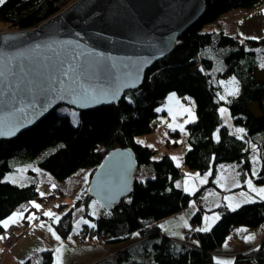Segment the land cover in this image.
Listing matches in <instances>:
<instances>
[{"label": "trees", "instance_id": "16d2710c", "mask_svg": "<svg viewBox=\"0 0 264 264\" xmlns=\"http://www.w3.org/2000/svg\"><path fill=\"white\" fill-rule=\"evenodd\" d=\"M75 1L4 0L0 4V21L7 24L9 31L33 29ZM204 3L202 16L179 36L175 49L156 61L145 72L141 86L125 92L117 104L77 111L76 124L53 110L19 136L0 140V234L5 217L25 202L40 203L44 198L34 184L17 186L2 180L3 174L10 170V159L36 158L38 167L57 181L78 169H90L91 178L104 158L118 147L131 151L135 167L148 165L154 175L144 181L133 177L129 193L111 208L103 207L95 216L87 211L88 223L80 225L74 233L79 241L96 237L104 244L117 243L137 232L138 244L147 246L144 258L147 254L150 258L143 260L137 253L140 260L126 264H217L214 252L234 228H256L264 223V199H259L235 210L217 207L216 222L206 231L194 230L190 236L196 239L198 248L175 242L163 235L159 226L160 220L185 209L201 188L213 184L212 176L220 164L239 163L242 182L252 175L255 184H264V37L242 39L222 30L201 32L204 25L216 22L224 13L232 9L250 11L262 6L264 0H204ZM205 49L216 52L224 65L222 71L212 72V59L200 54ZM227 77L235 79L237 92L227 100L219 99L220 80ZM169 92L188 96L194 105L195 118L185 126L187 148L183 164L199 173H211L193 195L177 186L180 167L169 155L155 158L156 150L135 140L136 136L154 130L156 107ZM221 107L226 109L231 124L244 130L241 138L224 124ZM252 154L259 159L255 175ZM92 199L87 192L75 205L84 204L87 209ZM202 212L198 209L190 218L196 229ZM53 226L61 238H67L71 234V211L62 214ZM117 255L121 264L130 256L129 249L119 250ZM41 256V264L52 263L51 250H43ZM21 264L31 262L25 260ZM231 264H264V241L235 254Z\"/></svg>", "mask_w": 264, "mask_h": 264}, {"label": "water", "instance_id": "95a60500", "mask_svg": "<svg viewBox=\"0 0 264 264\" xmlns=\"http://www.w3.org/2000/svg\"><path fill=\"white\" fill-rule=\"evenodd\" d=\"M204 10V0H76L33 29L0 32V140L60 105L87 111L117 104ZM82 89L95 95L84 98ZM134 172L131 151L115 148L88 193L111 208L129 193Z\"/></svg>", "mask_w": 264, "mask_h": 264}, {"label": "rangeland", "instance_id": "374dc122", "mask_svg": "<svg viewBox=\"0 0 264 264\" xmlns=\"http://www.w3.org/2000/svg\"><path fill=\"white\" fill-rule=\"evenodd\" d=\"M261 7H264V3ZM244 11H247L245 9H232L226 13H224V17H233V15H236L237 13H244ZM249 12V11H247ZM225 19V18H224ZM216 27L213 23L204 25L201 32H209L211 30H215ZM8 31V26L6 23L0 21V32ZM264 49V47H263ZM203 56L208 57L212 59V72H219L222 71L224 68L223 62L220 58H217L216 52L210 49L202 50L201 53ZM260 60V59H259ZM261 61V60H260ZM197 68H199V65H197ZM257 70H260L257 68ZM234 79V78H233ZM227 86L218 93V98L221 99V96L225 97L223 100H227V98L230 96L229 93H232L233 87L231 78L226 80ZM169 97H173L172 99H169ZM223 108V107H221ZM220 108V109H221ZM219 109V112H220ZM256 106L252 108V110H255ZM56 112L58 114L66 115L70 122L73 124H76L78 122L79 116L77 110L70 108L66 105H60L56 109ZM157 117L156 122L157 126L155 127L154 131L148 134L144 135H138L135 137L136 142L146 145L148 144V135L153 134L155 131H163L165 133V142L169 145V149H175L176 143L179 144V146L182 145L181 138L179 137V134L177 136L172 135L175 131V129H171V133H169L165 128H171L175 123L178 122V119L183 117L186 119V121H190L191 117L194 116V105L192 103L191 98L188 96H180L176 92H169L165 98L163 99L162 103H160L156 107ZM221 114V112H220ZM223 118V122L225 125H227L231 131L232 134L236 135L237 137L241 138L242 133H237V129H242L241 127H237L232 125L227 116V112H225L223 115L221 114ZM143 142V143H141ZM168 142V143H167ZM176 142V143H175ZM185 150L187 148V144H184ZM157 151L155 158H159L161 156V149H154ZM252 161V171L255 172L256 168L259 166V159L257 156L252 155L251 156ZM37 159H33L30 161H21L19 158H12L8 161V164L10 166V170L6 171L3 176L2 180L12 183L17 186H27L30 184H34L37 188V190L46 195L44 193V189L46 187H49L51 191L52 188H56L58 192H56L53 196L49 197L48 200L51 202V205L49 207H44V200H41L39 203L38 201H31V202H25L21 204L19 208L25 207V205H39V208L44 207V215L40 217V221L46 225V227H42L41 233L38 235V241L37 239L34 240V236H32L31 242L27 243L26 245H22V248L24 247V250H26V254L29 256V261L31 264H41L42 262V256L41 251L38 250V248L44 243L46 244L45 247L48 250H51L52 252V262L56 263V253L55 249L61 248V254H60V260L61 264H85L86 260L91 256L92 253H89L88 251H84V248L86 247V243H94L98 241V238L94 237L90 240L79 241L76 237H74V233L77 228H79L80 225L84 224V221H88L87 216L85 213L87 212L86 206L84 204H77L75 205V202L78 199H81L84 197V195L88 192V182L90 179V169H78L75 173L68 176L64 180L57 181L53 179V177L47 173L45 170L41 169L37 165ZM178 165L182 168V171L186 176L180 177L176 184L177 186L181 187L185 192H188L190 195H193L195 191H197L201 186L198 187L197 180H202L204 178L205 184L209 177H210V171L205 173H199L195 170L188 169L182 161L177 162ZM240 165L239 163H224L217 166V170L215 174L212 176V185L209 189V186L203 187L200 190V193L196 196L191 198L189 204L185 207L184 211H190L191 208L194 205L196 208L203 209L204 212H202L203 215L211 218V217H219V212L216 209L220 206H226L228 209H230L227 205L231 202L232 204H238L239 206L242 204L250 203L255 200L261 199L259 195H257L256 192H252L249 189L248 180H251L252 186L254 188L260 187L264 188V184L257 185L255 184L253 180L252 175H247L246 180L244 182L240 180H235L233 182L237 183L239 181L243 183L245 186H241L239 188L233 189V190H227L229 183L232 181L231 178H229L230 174H234L236 171V168H238ZM256 173V172H255ZM154 175L153 170L148 165H138L135 167L134 172V179L137 181H144L147 178H151ZM220 179L219 187H223L222 190H214L213 186L215 181ZM209 189V190H204ZM259 189V188H257ZM209 194L217 195L216 198H208L207 196ZM199 196V197H198ZM246 197L248 198V201L245 202ZM228 198V199H226ZM94 206L98 210H102L103 206L102 204L96 200L93 199ZM62 205V206H60ZM238 206V207H239ZM216 210H213L214 208ZM237 208V207H236ZM235 208V209H236ZM68 210L71 211V234L67 238H61V236L56 232L54 229L53 223L56 222V217H60L62 214L67 212ZM209 210V211H207ZM231 210V209H230ZM196 210H194L195 212ZM51 212L53 213L52 217H49L45 215V213ZM92 213H95L94 209H91ZM97 212V210H96ZM194 212H191V216L194 214ZM36 214V212H34ZM183 213V212H180ZM40 214V213H39ZM209 215V216H208ZM35 216L34 214H30V223L28 224L30 235L34 233L35 231L32 230V225L35 224ZM179 218V214L171 215L167 218H164L160 220L159 226L161 228L162 234H175L177 238H181L184 241H191L195 239L194 237L186 238L181 233L178 234V228L184 229V228H190L192 223L188 222L187 227H184L183 225L176 226L175 223L178 221L177 218ZM217 220V219H216ZM212 219H209L208 221L203 220V222L206 225H213L215 222ZM163 226V227H162ZM49 228L52 229V231H49ZM239 228H242L244 230H248L250 232L245 233V237L243 239V243L250 244L253 243L257 237H259L264 232V223L256 228H250L247 226H239ZM48 229V230H47ZM180 229V231H181ZM28 230V231H29ZM52 232H55L57 236L60 237L59 240L55 238V236L52 235ZM26 233V234H25ZM23 233V229L21 231V234L17 236V239H19L21 236L25 235L24 237H27L26 235L29 234V232ZM23 234V235H22ZM21 235V236H20ZM233 231L230 232V234L227 237H233ZM167 236V235H165ZM30 240L31 236H28ZM169 237V236H167ZM249 237H252V239H249ZM171 238V237H169ZM16 239V240H17ZM139 235L137 232L130 233L129 237L121 242L117 243H107L108 247H113L115 250H121L122 247L129 249V257L123 259L120 263L126 264L130 260H140L137 257V253H140L143 257V260H149L150 255L147 254L144 258V254L146 252L144 250L147 249L146 244H138L139 241ZM172 239V238H171ZM233 239V238H232ZM41 240V241H39ZM237 241V240H236ZM238 242V241H237ZM39 243V244H38ZM218 249V248H217ZM26 260V259H25ZM215 261L218 262H229L231 264L232 257H216Z\"/></svg>", "mask_w": 264, "mask_h": 264}, {"label": "crops", "instance_id": "0c3cea01", "mask_svg": "<svg viewBox=\"0 0 264 264\" xmlns=\"http://www.w3.org/2000/svg\"><path fill=\"white\" fill-rule=\"evenodd\" d=\"M223 15H221L217 19V21L213 23L216 27L215 31L222 30L227 35H236L242 39H244V38L259 39L261 37H264V7L260 6V7H257V8L250 10L249 12L244 11V13H237L236 15H233V17H224ZM230 78H231L232 87H233L232 93L235 94L237 92V82L232 77H227V78L220 80L221 90L227 86L226 80H228ZM233 81H234V83H233ZM230 96H232V95H230ZM194 118H195V114H194V116L191 117V120L187 122L185 118L181 117L178 119V122L175 123L171 128H165L169 133H171V129H175L174 132H177V134H179V137L181 138V142H182L181 146H179V144H177L175 142L177 145L176 148L175 149H169V145L164 143L165 142V133L162 130L161 131L160 130L155 131L153 134L148 135L147 146L152 148V149H161V155L167 154L171 158H173V157L179 158L178 160L173 159L176 163L178 161H182V157H183L184 152H185L184 144L186 143V137H187V134L185 131V126L189 122H192L194 120ZM141 143H143V142H141ZM252 155H254V154H252ZM177 165H178V163H177ZM258 168H259V166L256 168L255 172L258 171ZM184 176H186V175L184 174ZM229 178H231L232 181L229 183V185H231V186H228L227 190H233V189L239 188L243 185V183L242 182L239 183V181L237 183L233 182L234 179L241 181L240 173H239V167L236 168V171L234 172V174L229 175ZM245 180H246V178H245ZM201 181H203V182H201ZM203 183H204V178L202 180H200V179L197 180L196 184L199 187V186H202ZM215 183L216 184H214V186H213L214 190L224 189L223 187H219V185H221L220 179H218L217 182L215 181ZM210 188H212V187L209 186V189ZM257 188H260V187H257ZM209 189H204V190H209ZM216 196L217 195L209 194L207 197L211 198V199L212 198L215 199ZM93 204H94V201L92 199L89 201V203L87 205V211L91 216H95L100 211ZM50 205H51V202H49V205L44 204V207L46 208V207H49ZM60 206H62V205H60ZM44 207L43 208H36V207L32 206V204L31 205H25V207L16 209L14 212H12L9 216L5 217L1 221V226H2L3 230H2V233L0 234V264H21L22 262L25 261V259L26 260L29 259V256L26 254V250H24V247L22 248V245H26L28 242L30 243L31 240L33 239L32 236L35 237L34 240L37 239V241H38V235H39V233H41L40 228L46 227V225L44 226V224L42 223L44 221H40V217H42L44 215L43 214L44 213ZM216 208H217V206H216ZM91 209H94L95 213H92ZM212 209L215 210V207ZM96 210H97V212H96ZM194 210H198V208H196L193 205L191 208V212H194ZM201 210L203 211V209H201ZM207 211H209V210H207ZM34 212H36V214ZM180 212H183V213H180ZM180 212L177 213V214H179V218L175 217L178 220L175 223V225L176 226L183 225L184 227H187L188 222H190L191 212L190 211H184V209ZM31 213L36 215L35 216L36 221H35V224H33L32 228H31L35 232L30 235V230H29L27 223H30V221H31V219L29 218ZM204 217H206V216L202 215L201 223L198 226V228H200V229H203L206 227L205 223L203 222ZM216 217H218V216H216ZM215 220H213V221H215ZM5 221L8 222L7 227H5V224H4ZM24 227L27 228V232H29V234L26 235L27 237H24L25 235L22 234L23 236L20 235L21 237L19 239H17V236L19 234H21V231ZM78 229L79 228H77L76 231ZM180 229L181 228H178V234L180 233ZM248 232H250V231L244 230V229L239 228V227L234 228L233 234H235L236 238L232 237L233 238L232 239L231 237H227L224 240L221 247H219L218 249L215 250L214 255H213L214 259L216 257H229V256L233 257L235 254L240 253V252H244V251L252 248L253 246L259 244L260 242L264 241V232H263L259 237H257L255 239V241L253 243L251 242L250 244L245 245L243 243V239L245 237V233H248ZM164 235L171 237L172 240H174L177 243H183L187 246L198 248V243H197L196 239H193L191 241H184L180 237L177 238V236L175 234H166L165 233ZM28 236H31L30 240H25V239H29ZM39 241H41V240H39ZM45 245L46 244L44 243V245L40 246L38 248V250H40V252H41L42 250L47 249L45 247ZM124 248L125 247H122L121 250ZM84 251H88L89 253H92L91 256L86 260L85 264H93L97 260L104 257L109 252L118 251V250L113 249V247H108L106 243L102 244L100 242V239H98V241H96L94 243H90V242L86 243V247L84 248ZM51 264H56V263H54V261H53Z\"/></svg>", "mask_w": 264, "mask_h": 264}, {"label": "snow or ice", "instance_id": "6c2138e0", "mask_svg": "<svg viewBox=\"0 0 264 264\" xmlns=\"http://www.w3.org/2000/svg\"><path fill=\"white\" fill-rule=\"evenodd\" d=\"M3 2H4V0H0V3H3ZM262 67H264V65H262ZM233 83H234V81H233ZM117 92H118V90H116V91H112L111 96H112L113 99H115V98L117 97ZM233 94H234V93H229V95H233ZM94 95H95L94 90H92V89H82V96H83L84 98H90V97H92V96H94ZM172 98H173V97H169V99H172ZM221 99H225V97L221 96ZM220 112H221V114L223 115V114L226 112V109L221 108V109H220ZM243 131H244L243 129H237V130H236L237 133H242ZM172 159H174V160H178L179 158H177V157H173ZM177 166H179V165H177ZM253 175H255V172H253ZM201 182H203V181H201ZM247 183H248V186H249L250 191H252V192H256L257 195H259L261 199H264V188H259V189L254 188V187L252 186V182H251V180H248ZM226 199H228V198H226ZM247 201H248V198L246 197L245 202H247ZM33 206L36 207V208H39V205H35V204H34ZM227 206H228L231 210H235V208L238 207L239 205H238V204H232V203L230 202ZM45 215H47V216H49V217H52V216H53V213H51V212H47V213H45ZM204 219H205V221H208L209 219H212V220L218 219V217H215V216H214V217L209 218V217L206 216V217H204ZM56 220L58 221V220H59V217H56ZM7 223H8L7 221L4 222L5 227H7ZM84 223H88V222H87V221H84ZM93 226H94V225H93ZM210 226H211V225H206V227L203 228V229L197 228V229H195V230H196V231H206V230H208V228H209ZM162 227H163V226H162ZM49 231H52V229L49 228ZM52 235L55 236V238H56L57 240L60 239V237L57 236L55 232H52ZM249 239H252V237H249ZM55 253H56V264H61V260H60L61 248H57V249H55ZM217 264H229V262H220V261H218Z\"/></svg>", "mask_w": 264, "mask_h": 264}, {"label": "built area", "instance_id": "2783aa9c", "mask_svg": "<svg viewBox=\"0 0 264 264\" xmlns=\"http://www.w3.org/2000/svg\"><path fill=\"white\" fill-rule=\"evenodd\" d=\"M179 176L182 177L183 174L182 172L180 171L179 172ZM44 193L46 195H54L55 194V191H51L49 189V187H46L44 189ZM48 196L44 198V203L45 205H49V200H48ZM196 229V225L195 224H192L190 228H186V229H182L181 230V233L184 237H190L192 232ZM25 230V229H24ZM235 237V236H234ZM103 243V241H101ZM95 264H118V256L115 252H111V253H108L105 257H103L102 259H100L99 261H97Z\"/></svg>", "mask_w": 264, "mask_h": 264}]
</instances>
